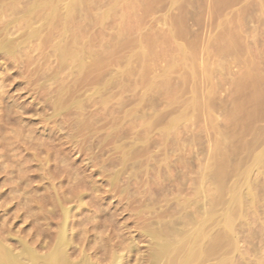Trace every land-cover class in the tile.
Wrapping results in <instances>:
<instances>
[{
  "label": "rangeland",
  "instance_id": "obj_1",
  "mask_svg": "<svg viewBox=\"0 0 264 264\" xmlns=\"http://www.w3.org/2000/svg\"><path fill=\"white\" fill-rule=\"evenodd\" d=\"M0 6V242L45 253L65 223L70 259L151 264L191 213L210 264H264V0Z\"/></svg>",
  "mask_w": 264,
  "mask_h": 264
},
{
  "label": "bare ground",
  "instance_id": "obj_2",
  "mask_svg": "<svg viewBox=\"0 0 264 264\" xmlns=\"http://www.w3.org/2000/svg\"><path fill=\"white\" fill-rule=\"evenodd\" d=\"M12 3V2H11ZM31 3V2H30ZM40 3H42V2H40ZM4 4V3H3ZM8 4L9 3H7V6H8ZM26 4H28V3H26ZM32 4V3H31ZM49 4V3H48ZM13 5H14V3H13ZM23 5V4H22ZM21 5V6H22ZM33 5V4H32ZM35 5H36V3H35ZM44 5H45V3H44ZM74 5V4H73ZM12 6V5H11ZM17 6V5H16ZM15 6V7H16ZM19 6V5H18ZM39 6V5H38ZM69 6V5H68ZM1 7V6H0ZM5 7V6H4ZM14 7V6H13ZM25 7V6H24ZM45 7H47V6H45ZM70 7V6H69ZM74 7V6H73ZM27 8V7H26ZM58 8V7H57ZM1 9H3V8H1ZM17 9V8H16ZM28 9V8H27ZM32 9V8H31ZM42 9V8H41ZM47 9V8H46ZM69 9V8H68ZM13 10V9H12ZM33 10V9H32ZM2 11V10H1ZM0 11V12H1ZM4 11V10H3ZM8 11H9V9H8ZM15 11H18V10H15ZM14 11V12H15ZM6 12V11H5ZM31 12V11H30ZM37 12V11H36ZM39 12V11H38ZM68 12V11H67ZM12 13V12H11ZM10 13V14H11ZM33 13V12H32ZM43 13V12H42ZM52 13V12H51ZM54 13V12H53ZM13 14V13H12ZM45 14V13H44ZM3 15V14H2ZM26 15V14H25ZM36 15V14H35ZM49 15V14H48ZM14 16V15H13ZM13 16L11 17V18H13ZM16 16V15H15ZM21 16V15H20ZM28 16V15H27ZM31 16H32V14H31ZM57 16V15H56ZM55 16V17H56ZM6 17V16H5ZM19 17V16H18ZM17 17V18H18ZM23 17V16H22ZM21 17V18H22ZM46 17V16H45ZM69 17V16H68ZM3 18V17H2ZM14 18H16V17H14ZM41 18V17H40ZM5 20V19H4ZM53 20V19H52ZM13 21V20H12ZM27 21H29V19L27 20ZM34 22V21H33ZM6 23H4V25H5ZM9 24H11V23H9ZM16 24V23H15ZM21 24V23H20ZM2 27V26H1ZM6 27V26H5ZM26 28V27H25ZM1 29V28H0ZM40 29V28H39ZM7 30H9V28L7 29ZM7 30H4V31H7ZM3 31V32H4ZM28 32V31H27ZM2 33V32H1ZM0 33V34H1ZM12 33V32H11ZM3 34V33H2ZM7 34H8V32H7ZM4 36H5V34H4ZM8 36V35H7ZM26 36V35H25ZM6 37V36H5ZM4 38V37H3ZM7 38V37H6ZM27 38V37H26ZM9 39V41H10V38H8ZM22 39V38H21ZM4 40H5V38H4ZM18 40V39H17ZM26 40V39H25ZM24 41V40H23ZM17 42V41H16ZM10 44H12V39H11V41L9 42ZM8 43V44H9ZM18 43H19V41H18ZM26 43V42H25ZM6 42H4L3 40H2V42H0V52H2V51H7V50H9V47L7 48V46H8V44H7V46H6ZM17 44V43H16ZM22 44V43H21ZM24 45V44H23ZM31 45V44H30ZM12 46V45H11ZM38 46V45H37ZM20 48V47H19ZM30 48V47H29ZM13 49V48H12ZM37 50V49H36ZM16 51V50H15ZM25 51V50H24ZM29 51V50H28ZM31 51V50H30ZM5 53V52H4ZM28 53V52H27ZM29 53H31V52H29ZM67 53V52H66ZM3 54V53H2ZM28 55V54H27ZM75 55V54H74ZM24 57H25V54H24ZM10 58V57H9ZM26 58V57H25ZM12 59V58H11ZM10 59V60H11ZM18 60V59H17ZM2 93V92H1ZM82 104V103H81ZM70 107V106H69ZM123 155V154H122ZM124 156H126L125 154H124ZM123 156V157H124ZM262 156V155H261ZM125 158V157H124ZM126 159V158H125ZM126 162V161H125ZM262 161L260 160V162L258 161V163H259V165H260V163H261ZM125 164V163H124ZM131 166V165H130ZM128 168V167H127ZM121 169H122V167H121ZM124 169V168H123ZM134 169V168H133ZM137 169V168H136ZM125 170V169H124ZM131 170V169H130ZM123 172V171H122ZM133 172V171H132ZM140 172V171H139ZM159 173H161V172H159ZM132 174V173H131ZM163 174H165V173H163ZM137 175V174H136ZM119 176V175H118ZM118 176H116V177H118ZM167 176V175H166ZM165 176V177H166ZM201 176V175H200ZM160 177H162L161 175H160ZM246 179H247V176L245 177ZM115 180H117V179H115ZM113 181V180H112ZM250 181V180H249ZM248 181V182H249ZM116 182V181H115ZM236 182H238V181H236ZM245 181H243V183H244ZM139 183V182H138ZM240 183H241V181H240ZM115 184V183H114ZM122 184V183H121ZM130 184V183H129ZM238 184V183H237ZM117 185V184H116ZM123 186H125V185H123ZM232 186H234V185H232ZM247 186V185H246ZM250 186H252L251 184H250ZM113 187V186H112ZM195 187L196 188H198V186H196V184H195ZM243 187V186H242ZM114 188V187H113ZM247 188H248V186H247ZM121 189V188H120ZM201 188L199 187V190H200ZM234 189H236V188H234ZM243 190H244V188H243ZM251 190V189H250ZM250 190H248L249 192H250ZM253 190V189H252ZM121 191V190H120ZM122 192V191H121ZM233 192V191H232ZM240 192V191H239ZM246 193V192H245ZM251 193V192H250ZM234 194V193H233ZM236 194V193H235ZM239 194V193H238ZM237 194V195H238ZM249 194V193H248ZM240 195H242V194H239V196ZM243 195H244V193H243ZM255 195V194H254ZM231 196V195H230ZM234 196V195H233ZM232 196V198L234 199V203L236 202L237 203V205H238V209H240V201L242 200V202L241 203H243L244 201H243V199L241 198L240 199V197L238 196V197H233ZM236 196V195H235ZM164 197V196H163ZM162 197V198H163ZM193 197V196H192ZM244 197V196H243ZM196 198L197 197H195V200H196ZM222 198V197H221ZM245 198H246V196H245ZM244 198V199H245ZM250 198V197H249ZM146 199V198H145ZM186 199V198H185ZM212 199V198H211ZM216 199V198H215ZM219 199V198H218ZM222 199H224V198H222ZM254 199V198H253ZM144 200V199H143ZM192 200H193V202H194V206L196 207V209H194V210H196V211H199L200 213L201 212H203V206H202V204L201 205H199L200 203L196 200H194V199H191L189 202H192ZM210 200V199H209ZM221 200V199H220ZM230 200H231V197H230ZM236 200V201H235ZM168 201V200H167ZM183 201V200H182ZM203 201V200H202ZM225 201H227V200H225ZM145 202V201H144ZM186 201H184V203H185ZM193 202H192V204H193ZM205 202V201H204ZM210 202H213V200L212 201H210ZM217 202V201H216ZM231 202H232V200H231ZM248 202V201H247ZM251 202V201H250ZM166 203V202H165ZM176 203V202H175ZM180 203V202H179ZM230 203V202H229ZM246 203V202H245ZM249 203V202H248ZM255 203V202H254ZM142 204H144L143 202L141 203V205ZM187 204V202L184 204V205H186ZM210 204V203H209ZM174 205V204H173ZM179 205V204H178ZM249 205V204H248ZM175 206V205H174ZM180 206H182V203H181V205ZM179 206V207H180ZM188 206V205H187ZM201 206V207H200ZM205 206H208V205H205ZM210 206V205H209ZM214 206H215V203H214ZM213 206V207H214ZM222 206V205H221ZM244 206H246V205H244ZM170 207V206H169ZM179 207H177L178 209H179ZM193 207V206H192ZM243 207V206H242ZM249 208H250V206H248ZM148 208V207H147ZM173 209H174V207H172ZM176 208V209H177ZM180 208H182V207H180ZM209 208V207H208ZM216 208H218V207H216ZM230 208H231V206H230ZM229 208V209H230ZM234 208V207H233ZM252 208V207H251ZM146 209V208H145ZM177 209V210H178ZM183 209H185V208H183ZM182 209V210H183ZM198 209V210H197ZM210 209H212V208H210ZM210 209H208V212H209V210ZM214 209V208H213ZM236 209V208H235ZM65 210V209H64ZM147 210V209H146ZM172 210V209H171ZM181 210V211H182ZM192 210V209H191ZM206 210V209H205ZM223 210H225V209H223ZM231 210H232V208H231ZM252 210V209H251ZM257 210V209H256ZM185 211V210H184ZM214 211V210H213ZM64 212V211H63ZM66 212V211H65ZM64 212V213H65ZM186 212H187V210H186ZM199 212H198V214H199ZM207 212V213H208ZM229 212V211H228ZM237 212H239V211H237ZM236 212V213H237ZM168 213V212H167ZM170 213V212H169ZM172 213V212H171ZM196 213V212H195ZM212 213V212H211ZM214 213V212H213ZM212 213V214H213ZM220 213V212H219ZM243 213V212H242ZM179 214V213H178ZM191 213H187L186 214V217H187V219L189 218V219H193L192 217H189V216H191L190 215ZM225 214V213H224ZM241 214V213H240ZM244 214V213H243ZM65 215V214H64ZM166 215H168V214H166ZM177 215V214H176ZM181 215V217L183 216L182 214H180ZM188 215V216H187ZM193 215V214H192ZM195 215H197V214H194V216ZM215 215V214H214ZM220 215V214H219ZM228 215H229V217H230V214L228 213ZM232 215H233V213H232ZM170 216V215H169ZM200 216L202 217L203 215L202 214H200ZM211 216V215H210ZM216 216V215H215ZM241 216V215H240ZM257 216V215H256ZM65 217H66V215H65ZM172 217V216H171ZM186 217H183V218H185L184 219V221L183 220H181V221H183V223L184 222H186L187 221V224H189L190 222H191V226H189L188 225V227L189 228H187V229H183V228H185V225L184 224H182V226H183V228L181 227V222L177 219V217L175 216V218L178 220V222H180V223H177V220H174V221H176V223L177 224H180V226L179 227H177V225H175V223H172L170 226H167L166 225V228H165V230H168V237L167 238H165L167 235H165L164 234V238L165 239H163V240H160V241H155V246H156V251H154L155 249L153 248V246H151L153 249H152V251L154 252V254H153V252H152V256L154 255V257L152 258H150L152 261L151 262H153V263H151V262H148V263H151V264H202V263H200L201 261H203V259H206V258H208V262H209V264L210 263H212V262H210V261H213V260H216V259H213V254H214V252H216V251H214V249L212 248H210V249H208L209 247H211V244L212 243H210L209 245V247L207 248V249H205V245H203V244H205L204 243V240H203V238H202V236L204 235H200L201 234V232H202V230H203V223L201 222V220H203V219H196L195 220V218H194V221H192V220H187L186 219ZM195 217H197V216H195ZM200 217V218H201ZM209 217V216H208ZM254 217V216H253ZM163 218V217H162ZM169 218V217H168ZM198 218V217H197ZM212 218V217H211ZM239 218V217H238ZM156 219V218H155ZM158 219V218H157ZM171 219V218H170ZM169 219V220H170ZM180 219V218H179ZM207 219V218H206ZM206 219H204V220H206ZM210 219V218H209ZM218 219V218H217ZM231 219V221H232V219L233 218H230ZM240 219V218H239ZM247 219V218H246ZM63 220V219H62ZM66 220V219H65ZM208 220V219H207ZM229 220V219H228ZM227 219H226V222H224L225 224L228 222V224L229 223H231V221H228ZM157 221V220H156ZM173 221V220H172ZM189 221V222H188ZM217 221V220H216ZM166 222V221H165ZM209 222V221H208ZM212 222H213V220H212ZM219 222H220V220H219ZM234 222H235V220H234ZM233 222V223H234ZM223 223V222H222ZM65 224V223H64ZM64 224H63V226H62V228H60V230H59V232L57 233V236H56V241L54 242V245L52 244V246L51 247H47V248H49V250H47V252L45 251V253H39V252H37L36 251V249H33V247L31 248V246H28V245H26L23 241L22 242H20L19 243V248L17 249L16 247H15V249H13L12 247H10V246H8V245H6L5 243H2V242H0V264H95V261L94 262H92L93 261V259H92V261H91V258H89V256H88V254L87 255H80L79 256V258L78 259H75V260H73V258L72 259H70V257H69V254H68V248H69V240H67V238H66V229H65V227H64ZM161 224H162V222H161ZM186 224V223H185ZM214 224V223H213ZM163 225V224H162ZM207 225V224H206ZM211 225V224H210ZM223 225V224H222ZM231 225V224H230ZM227 226V228H231V227H233V226ZM233 225H236V224H233ZM240 225H242V224H240ZM240 225H238V226H240ZM165 226V225H164ZM215 226V225H214ZM219 226H221V225H219ZM159 227V226H158ZM160 227H162L161 225H160ZM167 227H169V229H167ZM156 228V227H155ZM226 228V227H225ZM239 228H242L241 226L239 227ZM244 228V227H243ZM242 228V229H243ZM147 229V228H146ZM232 229V228H231ZM234 229H236V226H235V228ZM233 229V230H234ZM242 229H239V230H241L242 231ZM245 229V228H244ZM206 230V229H205ZM217 230V229H216ZM218 230H219V228H218ZM144 231H145V229H144ZM147 231V230H146ZM149 231V230H148ZM151 231V230H150ZM156 231V230H155ZM161 231V230H160ZM159 230H157V233H161ZM215 231V230H214ZM225 231V230H224ZM206 232H209V231H206ZM218 232V231H217ZM223 232V231H222ZM226 232H228V229L226 230ZM225 232V233H226ZM231 232H233L232 230H231ZM240 232V231H239ZM55 233V234H56ZM149 233V232H148ZM215 234H216V232H214ZM237 233V232H236ZM235 233V234H236ZM248 233H250V231L248 232ZM218 234V233H217ZM222 234V233H221ZM145 235V234H144ZM150 235L153 237V230L151 231V233H150ZM213 235V234H212ZM239 235V234H238ZM251 235V234H250ZM249 235V236H250ZM147 236V235H146ZM151 236H149V237H151ZM179 236V238H177ZM208 236V235H207ZM213 236H215V235H213ZM212 236V237H213ZM227 236V235H226ZM237 236V235H236ZM151 237V238H152ZM155 237H156V235H155ZM154 237V238H155ZM228 237V236H227ZM226 237V238H227ZM244 237H245V235H244ZM150 238V239H151ZM157 238V237H156ZM156 238L154 239V240H156ZM160 238L162 239L163 237H162V235L160 236ZM229 238H230V236H229ZM241 238V237H240ZM205 239H207V237L205 238ZM212 239V238H211ZM215 239V238H214ZM228 239V238H227ZM233 239H234V237H233ZM158 240V239H157ZM209 240V239H208ZM231 240V239H230ZM1 241H3V240H1ZM18 240H16V243H18L17 242ZM215 241H216V239H215ZM150 242V241H149ZM205 242H208V241H205ZM229 242H235V241H229ZM237 242V241H236ZM245 242V241H244ZM153 243V242H152ZM227 243V242H226ZM28 244V243H27ZM151 244V243H150ZM233 245H235V243H232ZM30 245V244H29ZM51 245V244H50ZM49 245V246H50ZM74 245V244H73ZM134 245V244H133ZM215 246H216V243L214 244ZM218 245H221V244H218ZM217 245V246H218ZM228 245V244H227ZM227 245H225L226 246V248L228 247L229 248V246H227ZM233 245H231V246H233ZM45 246V245H44ZM43 246V247H44ZM72 246V245H71ZM207 246H208V243H207ZM224 246V247H225ZM128 247V246H127ZM130 247V246H129ZM131 247H133V246H131ZM130 247V248H131ZM219 247V246H218ZM223 247V249L225 250L226 248H224ZM239 247V246H238ZM46 248V249H47ZM150 248V247H149ZM233 248H235V246L233 247ZM232 247L231 248H229V249H233ZM17 249V250H16ZM84 249V248H83ZM218 249H220V248H218ZM222 249V248H221ZM81 250V249H80ZM114 250H115V248H114ZM134 250V249H133ZM215 250H217V249H215ZM223 250V251H224ZM238 250V249H237ZM228 251V249H226V251H224V252H222L223 254H219V255H221L220 257V261L218 260V262H217V264H225V263H227V264H229L230 262V264H233L232 263V260L231 259H226L225 260V255L226 254H228V253H226L225 254V252H227ZM230 252L232 251V250H229ZM228 251V252H229ZM236 251V248H235V250L233 251V252H235ZM114 252V251H113ZM233 252H232V254H233ZM239 252V251H238ZM250 252H252V251H250ZM83 253V252H82ZM71 254V253H70ZM84 254H85V250H84ZM113 253H112V251H111V255H112ZM248 254V253H247ZM79 255V254H78ZM109 255H110V253H109ZM120 255V254H119ZM210 255H211V257H212V259L213 260H211L210 259V261H209V258H211L210 257ZM229 255V254H228ZM227 255V256H228ZM115 256V255H114ZM113 256V259H111V262H110V264H120V257L119 258H117L116 256L114 257ZM151 256V255H150ZM214 256H216V253H215V255ZM232 256V255H231ZM234 256V255H233ZM110 257V256H109ZM217 257V256H216ZM239 257V256H238ZM236 257V259L235 260H237V262L239 263V264H241L240 262L242 261V256L241 257ZM215 258V257H214ZM226 258H228V257H226ZM231 258V257H230ZM240 259L241 258V261L239 262L238 261V259ZM109 259V258H108ZM234 259V258H233ZM228 260H231L230 262H227ZM235 260H234V263H235ZM148 261H150V260H148ZM217 261V260H216ZM245 261V260H244ZM243 261V262H244ZM252 261V260H251ZM250 261V262H251ZM121 262H122V259H121ZM124 262V261H123ZM122 262V263H123ZM225 262V263H224ZM99 262H97L96 264H98ZM207 263V262H206ZM205 263V261H204V264H206ZM214 263H216V262H214ZM246 263V262H245ZM105 264V263H104ZM249 264V263H248ZM256 264V263H255ZM258 264V263H257ZM260 264V263H259Z\"/></svg>",
  "mask_w": 264,
  "mask_h": 264
}]
</instances>
